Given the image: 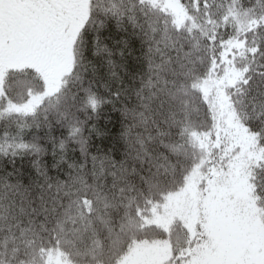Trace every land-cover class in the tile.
<instances>
[{"label": "snow or ice", "instance_id": "1", "mask_svg": "<svg viewBox=\"0 0 264 264\" xmlns=\"http://www.w3.org/2000/svg\"><path fill=\"white\" fill-rule=\"evenodd\" d=\"M0 264H264V0H0Z\"/></svg>", "mask_w": 264, "mask_h": 264}]
</instances>
